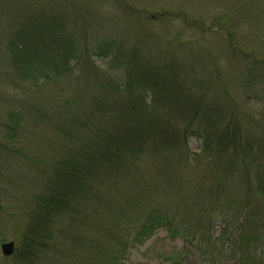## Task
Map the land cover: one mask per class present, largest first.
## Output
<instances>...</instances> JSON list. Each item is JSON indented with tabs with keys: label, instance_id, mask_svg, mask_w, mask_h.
I'll list each match as a JSON object with an SVG mask.
<instances>
[{
	"label": "trees",
	"instance_id": "1",
	"mask_svg": "<svg viewBox=\"0 0 264 264\" xmlns=\"http://www.w3.org/2000/svg\"><path fill=\"white\" fill-rule=\"evenodd\" d=\"M41 5L38 16L23 15L14 29L0 27V95L10 96L2 100L33 101L28 100L25 115L5 113L0 170L22 155L29 134L47 120L52 124L40 130V138L62 150L48 165L34 168L41 175L32 174L33 187L20 194L26 206L32 205L35 231L22 237L23 250L15 249L17 264H40L41 250L75 236L81 243H94L97 264H120L128 245L143 243L159 229L175 237L186 230L195 237L193 227L210 231L216 223L220 240L209 241L221 248L228 244L231 252L253 248L264 256V150L250 145L235 119L222 120L219 104L200 91L209 81L190 73L174 53L159 63L126 41L79 38L76 27L50 16L57 7L42 10ZM229 22L227 14L213 20L218 26ZM90 42L93 56L107 60L102 83L77 108L72 105L78 96L68 95L70 101L63 100L72 107L67 115L60 106L39 107L40 86L52 89L53 96L63 94L67 80L80 84L75 70L81 72L83 58L88 59ZM199 70L210 71L209 79L213 75ZM191 137L200 142V150L190 155ZM27 149L41 154L46 148L37 150L32 143ZM143 154L156 158V165L148 170L137 165ZM103 186L115 193L100 196L95 204ZM252 260L260 262V257Z\"/></svg>",
	"mask_w": 264,
	"mask_h": 264
},
{
	"label": "rangeland",
	"instance_id": "2",
	"mask_svg": "<svg viewBox=\"0 0 264 264\" xmlns=\"http://www.w3.org/2000/svg\"><path fill=\"white\" fill-rule=\"evenodd\" d=\"M41 3L42 10L50 6V9L57 7L55 14L50 11V16L55 15L58 21L62 18L66 26L76 27L79 38H107L121 43L126 41L133 44V50L140 55L151 57L153 54V60L159 63L169 53L180 56L179 60L190 73L209 81L200 91L207 93L209 102L214 104L215 100L219 104L223 111H219L222 120L226 119L228 122L235 119L250 145L257 150L261 147L264 150V0H0V27L8 24L14 29L15 21L38 16ZM225 14L230 20L229 25L224 23L218 26L213 23L214 18L224 17ZM87 45L91 47L88 59L83 58L81 72L75 70L77 75H81V79L79 77L77 80L80 84H71L67 80L63 94L54 93L53 96L52 89L40 86V90L36 89L39 100L35 102L39 107L50 106L54 109L60 106L59 111L67 115L73 106L78 107L81 100L87 101L91 91L102 83L100 75L108 70L107 60L93 56L94 43ZM84 61L87 62L83 63ZM195 62L200 65L195 67ZM201 67L213 72L210 79V74L207 73L210 71H200ZM29 93L33 95L31 90ZM3 95L10 98L8 93ZM3 95H0V133L4 130L6 132V127L3 126L4 119H7L6 111L14 110L25 115L24 112L28 111L30 105L29 98L6 104L2 100ZM68 95L78 96L77 101L73 99L70 108L69 104H63V100L70 99ZM51 124L52 121L47 120L39 128L33 129L32 132L36 133H27L26 135H33L23 143L22 155L13 162L9 160L3 167L1 165L0 244L14 240L17 251L23 250L22 237H30L35 231L30 215L32 205L26 206L24 200L20 199V194L33 187L29 179L32 174L41 175L34 168L48 165L50 160L57 159L62 154L61 149L44 145L40 138V130ZM62 125L60 119V129L63 128ZM229 128L233 129V125L230 124ZM48 138L52 139L51 136ZM59 140L60 138L53 145L58 144ZM32 143L37 150L43 147L46 149L41 154H35V151L27 149ZM187 150L190 155L192 152H199L200 142L191 137ZM155 159L149 160L143 154L137 165L148 170L150 166L156 165L153 164ZM190 163H193L192 159ZM8 164L13 165L12 171ZM39 187V184L35 186L36 189ZM185 188L186 186L183 187ZM101 189L103 192L95 194V204H98L100 196L115 193L110 186H103ZM192 230L197 232L195 237H192L193 233L187 234L186 230H183L184 235L175 237L169 236L166 230L159 229L143 243L136 244L133 248L128 245L120 264H264V256L260 250L252 248L239 254L238 251H228V244L221 248L220 243L216 242V245L209 241L220 240L218 223L210 231L205 230L202 225L193 227ZM93 237L94 234H90L89 238ZM76 238L49 244L45 250L38 252L39 263L100 262L94 243H81ZM105 238L110 239L109 234ZM14 253L6 257L0 248V264H17L20 257ZM252 256L260 257V262L252 260Z\"/></svg>",
	"mask_w": 264,
	"mask_h": 264
},
{
	"label": "water",
	"instance_id": "3",
	"mask_svg": "<svg viewBox=\"0 0 264 264\" xmlns=\"http://www.w3.org/2000/svg\"><path fill=\"white\" fill-rule=\"evenodd\" d=\"M0 247L3 255L8 256L13 252L14 242L13 241L3 242Z\"/></svg>",
	"mask_w": 264,
	"mask_h": 264
}]
</instances>
